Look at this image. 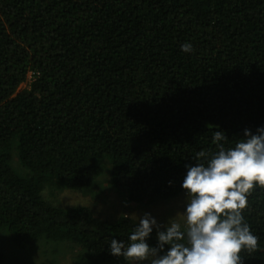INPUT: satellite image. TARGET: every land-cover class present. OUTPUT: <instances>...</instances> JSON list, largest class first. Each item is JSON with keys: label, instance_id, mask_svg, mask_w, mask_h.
<instances>
[{"label": "trees", "instance_id": "obj_1", "mask_svg": "<svg viewBox=\"0 0 264 264\" xmlns=\"http://www.w3.org/2000/svg\"><path fill=\"white\" fill-rule=\"evenodd\" d=\"M260 126L264 0H0V235L20 249L72 243L77 264L126 263L108 244L136 221L54 206L46 188L89 190L109 171L134 205L172 200L215 130L234 147ZM243 214L258 237L243 264H264V187Z\"/></svg>", "mask_w": 264, "mask_h": 264}, {"label": "clouds", "instance_id": "obj_2", "mask_svg": "<svg viewBox=\"0 0 264 264\" xmlns=\"http://www.w3.org/2000/svg\"><path fill=\"white\" fill-rule=\"evenodd\" d=\"M181 51L191 53L193 45L186 42ZM228 141L223 130H215L212 144L217 150L199 151L196 164L186 165L183 225L173 218L161 225L144 212L127 243L110 240V254L127 264H243L241 253L258 246L243 213L251 193L264 187V126L255 134L245 129L234 147H225ZM154 230L155 246L148 243Z\"/></svg>", "mask_w": 264, "mask_h": 264}, {"label": "rangeland", "instance_id": "obj_3", "mask_svg": "<svg viewBox=\"0 0 264 264\" xmlns=\"http://www.w3.org/2000/svg\"><path fill=\"white\" fill-rule=\"evenodd\" d=\"M31 81L30 76L18 91L29 89ZM13 166L21 171L16 155L13 159ZM43 196L47 202L60 208H89L97 218L103 221L116 222L126 217L138 223L137 217L148 212L161 225L166 224L171 218L183 225L184 220L181 213L187 201L186 193H183L175 199L161 201L150 206L134 205L111 185L109 171L105 172L89 190L75 191L61 186L49 187L46 188ZM0 249L5 256L6 264H77V257L80 253L78 247L72 243H49L44 240L38 241L27 249H20L14 245L12 237L7 232L0 235Z\"/></svg>", "mask_w": 264, "mask_h": 264}]
</instances>
